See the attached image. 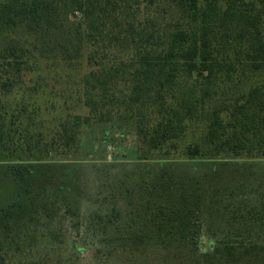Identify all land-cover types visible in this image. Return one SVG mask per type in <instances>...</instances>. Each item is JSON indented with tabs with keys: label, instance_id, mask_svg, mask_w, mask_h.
Here are the masks:
<instances>
[{
	"label": "trees",
	"instance_id": "1",
	"mask_svg": "<svg viewBox=\"0 0 264 264\" xmlns=\"http://www.w3.org/2000/svg\"><path fill=\"white\" fill-rule=\"evenodd\" d=\"M172 1L190 27L161 33L131 24L118 35L107 27L113 0L0 4V71L7 76L0 74V231L26 219H53L59 212L82 218L85 192L78 170L50 188L38 179L36 170L43 165L36 162L63 154L64 148L76 151L85 124L133 120L140 150L188 138L189 158L140 159L124 181L114 175L113 183L96 194L106 200L129 196L134 220L125 223L118 206L110 214L94 213V219H107L109 230L117 218L123 222L119 230L136 245L158 240L166 251L205 253V264L236 263L235 253H264V245L252 242L255 232L264 230V187L244 192L251 185L246 164H240L264 159L262 17L245 0ZM76 11L84 13L83 22L73 18ZM218 34L244 52L242 63L216 58ZM240 41L246 49L238 47ZM112 43L126 60L104 63L107 57L99 59L95 50L89 55L92 70L78 82L89 113L69 114L67 121L51 126L50 109H42L38 95L45 88L65 93L70 84L57 74L75 69L91 47ZM23 87L30 95L17 99ZM51 177L57 180L55 171ZM34 182L44 191L52 189V197L36 196ZM202 236L214 241L205 252ZM254 257L255 263L247 259L245 264H264V258Z\"/></svg>",
	"mask_w": 264,
	"mask_h": 264
},
{
	"label": "rangeland",
	"instance_id": "2",
	"mask_svg": "<svg viewBox=\"0 0 264 264\" xmlns=\"http://www.w3.org/2000/svg\"><path fill=\"white\" fill-rule=\"evenodd\" d=\"M5 1L0 0V4ZM82 1L96 3L105 0ZM245 2L254 4L256 10L260 12L262 17L260 29L264 34V0H245ZM110 11L113 17L107 27L117 35L120 30H126L131 24L143 25L146 32L162 31L161 33L190 27L188 18L182 15L184 13L172 0H113ZM75 17L80 22L85 19L81 11H76ZM86 26L87 23L84 22V28ZM223 37L218 34L213 42L218 48L216 58L226 61L237 59V63H242L246 59L244 52L237 48L233 40L227 43ZM3 43V39H0V45ZM102 47L103 44L97 48L93 46L83 53L84 56L79 61L81 64L67 72V74H74L72 79L67 78L66 71H60L57 74L58 77L63 75L66 83L70 84L65 93H59V91L54 93L50 88H45L44 92L38 95L42 109L45 110L46 105L50 109V112H45V115L47 113V117L51 120V126L67 121L69 114L89 113L84 105L85 97L82 87L80 88L78 82L93 68L89 63L90 54L93 55L95 50L98 51V58L103 60L107 57L103 61L109 64L126 60V55H120V47L116 43H112L111 47L104 49ZM238 47L246 49L247 43L240 41ZM38 72L41 71L35 74ZM0 74L7 77L2 70ZM26 90L25 87L19 90L17 99L28 98L30 94H25ZM42 113L44 114V111ZM80 132L76 151L69 152L64 148L63 154L45 156L42 161L36 162L43 165L37 168L36 175L42 176L38 179H42V182L45 180L50 188H54L58 181L67 178L71 171L78 170L80 179L78 181L86 196H83L80 203L83 217L73 218L64 212H59L53 219L40 215L41 217L37 220L26 219L18 225H13L10 231L2 229L0 231V264H205L203 257L205 253H193L190 248L183 251L175 249L166 251L160 246L158 240H145L144 243L136 245L133 240L127 239L125 231L119 230L123 222L117 218L108 230L105 228L108 224L107 219L98 220L93 217L97 212L110 214L114 206H118L119 211L124 215L125 223L128 224L134 220L132 216L135 209L131 206L129 196H124L125 198H121L120 195L116 198L109 196L106 200V197H100L96 193L102 190V187L107 189L110 183H113L114 175L124 181L125 172L140 159L188 160L186 147L190 139L183 138L180 141L169 142L157 150L148 148L140 150L137 126L133 120L85 124L81 126ZM240 164H246L245 178L251 185L243 191L262 192L263 189L260 190L259 186L264 187V178H262L264 159ZM53 171L56 173L57 180L50 178ZM229 173L231 176L235 172ZM251 173L259 175L255 178L251 176ZM128 184V187L133 186V182ZM34 185L36 196L52 197V189L44 191L40 183L34 182ZM127 209L131 211V215H128ZM131 217L133 219H129ZM252 239L253 243L264 245V230L258 229ZM199 242L204 243L203 252L210 250L214 243L206 236L199 238ZM246 254L235 253L233 261L236 259V263L233 264H245L247 259H252L255 263L254 255H258L260 260L264 258V253H252L253 257H245Z\"/></svg>",
	"mask_w": 264,
	"mask_h": 264
},
{
	"label": "water",
	"instance_id": "3",
	"mask_svg": "<svg viewBox=\"0 0 264 264\" xmlns=\"http://www.w3.org/2000/svg\"><path fill=\"white\" fill-rule=\"evenodd\" d=\"M73 18H75V14L73 15Z\"/></svg>",
	"mask_w": 264,
	"mask_h": 264
}]
</instances>
